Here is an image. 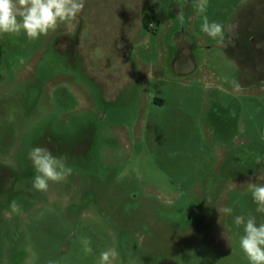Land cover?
I'll return each mask as SVG.
<instances>
[{
    "label": "rangeland",
    "instance_id": "374dc122",
    "mask_svg": "<svg viewBox=\"0 0 264 264\" xmlns=\"http://www.w3.org/2000/svg\"><path fill=\"white\" fill-rule=\"evenodd\" d=\"M195 3L181 24L176 0H86L37 40L0 35V264L108 248L114 264H249L233 221L264 222L247 189L264 183V0H208L222 43ZM33 147L72 174L34 189Z\"/></svg>",
    "mask_w": 264,
    "mask_h": 264
},
{
    "label": "clouds",
    "instance_id": "9594fccd",
    "mask_svg": "<svg viewBox=\"0 0 264 264\" xmlns=\"http://www.w3.org/2000/svg\"><path fill=\"white\" fill-rule=\"evenodd\" d=\"M86 0H0V35L23 34L30 40H37L42 35L54 30L59 23L71 26L75 18L83 11ZM178 6L177 19L181 24L185 17L183 7L185 0H176ZM200 14L202 23L201 31L218 43L224 39V25L215 21H209L205 15L208 0H196L194 5ZM234 83V82H233ZM238 87V86H237ZM28 158L31 160L36 175L32 181V187L37 191H47L50 182L65 181L73 172L66 165L64 157H57L45 147H33ZM264 158L257 156L256 163L260 164ZM247 189L251 193L256 204V212L264 213V183H247ZM12 213L20 214L22 209L17 201L10 205ZM220 214L232 215L230 206L218 208ZM234 224L243 227V235L240 236V248L247 256L249 264H264V222L257 223L254 215H236ZM86 253H91V247L85 248ZM119 253L115 248H108L100 253V264H114ZM48 264H55L49 261Z\"/></svg>",
    "mask_w": 264,
    "mask_h": 264
},
{
    "label": "trees",
    "instance_id": "16d2710c",
    "mask_svg": "<svg viewBox=\"0 0 264 264\" xmlns=\"http://www.w3.org/2000/svg\"><path fill=\"white\" fill-rule=\"evenodd\" d=\"M152 22H153V16L150 13L143 14L142 22H141V25L143 28L149 29ZM159 101H161V100H159Z\"/></svg>",
    "mask_w": 264,
    "mask_h": 264
},
{
    "label": "flooded vegetation",
    "instance_id": "af4514ba",
    "mask_svg": "<svg viewBox=\"0 0 264 264\" xmlns=\"http://www.w3.org/2000/svg\"><path fill=\"white\" fill-rule=\"evenodd\" d=\"M249 33V32H248ZM259 33V32H258ZM246 36V35H245ZM251 36L248 37V41L250 42L251 41ZM57 41V40H56ZM243 55H246V54H243ZM199 224V223H198ZM184 229V228H182ZM157 264H175L173 261L169 260V259H166V258H161L158 260Z\"/></svg>",
    "mask_w": 264,
    "mask_h": 264
}]
</instances>
